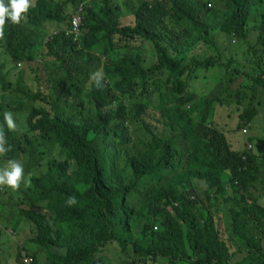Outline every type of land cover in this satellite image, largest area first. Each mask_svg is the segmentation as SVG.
I'll use <instances>...</instances> for the list:
<instances>
[{
	"label": "trees",
	"instance_id": "16d2710c",
	"mask_svg": "<svg viewBox=\"0 0 264 264\" xmlns=\"http://www.w3.org/2000/svg\"><path fill=\"white\" fill-rule=\"evenodd\" d=\"M78 2L65 0L61 4L36 0L29 11L22 14L19 24L8 19L4 37L0 39V57L5 49L12 62L25 64V53H33L36 48L31 39L32 30L48 22H69L68 9ZM220 2L223 6L212 10L195 0H138L132 4L134 24L125 27L114 24L116 10L109 0H97L94 6L86 7L83 34L78 41L66 36L62 29L46 46L51 69L48 73L52 76L49 88L57 102L78 99L79 82L87 75L88 63L94 57L104 59V78L87 94L93 109L81 121L75 116L64 119L57 103H52L45 92L38 91L29 97L31 102L51 105L53 114L46 109L34 110L27 122V131L53 143L73 166L70 172L53 164L44 176L31 180L38 194L36 202L45 203L54 213L53 222L40 212H20L36 230L33 243L37 255H44V264H103V259L95 255L109 243L118 244L122 253L137 259L138 264L163 261L166 264H264L262 240L251 234L246 221L256 226L264 238V219L258 218L259 212L264 214L261 210L264 208L252 194V191L258 193L255 183L259 181L264 156L245 152L249 155L244 160L242 152L232 151L227 140L209 126L216 108L223 105L221 99L204 100L195 94H186L189 85L186 74L193 77L198 70L210 68L219 73L232 71L236 58L233 54L225 55L231 52L230 47L222 46L217 36L223 35L220 36L223 44L230 36L246 42V29L255 17L251 16V9L264 4V0ZM5 4L8 5V0ZM124 4L129 7V0ZM178 38L180 44L173 45V40ZM122 39L126 44L119 46ZM131 40H139L145 48L151 42L166 41L175 50L170 60L165 59L160 48L157 55L162 54L159 67L165 66L172 74L168 83L172 84L170 92L174 98L167 100L165 106L171 128H182L190 137L188 173L192 174L194 183H178L176 194L172 183L168 182L152 190L156 201L147 197L135 207L128 205L127 198L141 181V174L134 172L129 185L118 186L115 182L123 180L124 173L114 161L106 172L102 145L112 139L118 142L120 128L130 124L134 130L153 139L149 147L157 155L155 170L173 165L176 136L169 128L155 130L140 117L142 112L130 110L117 96L143 73L141 52L130 46ZM210 47L215 51L211 59L197 62L192 57L200 48L212 51ZM236 74L238 72L233 71V75ZM263 75L256 78V83L262 81ZM0 83L3 91L9 90L5 75L0 74ZM18 107L22 110L26 104L18 103ZM15 108L8 107L11 111ZM254 116L255 111L246 110L240 118V126L250 123ZM0 130L5 133L6 146H11L3 160L17 159L22 145L17 132L9 131L2 118ZM165 132H169V137L163 136ZM209 178L217 181L209 182ZM227 184L232 189L230 194L226 191ZM196 187L205 190L216 187L219 195L227 196L226 202L238 205L247 204L245 194L253 197V204L230 212L231 234L237 244L235 251L221 239L214 227L215 220L190 196ZM70 197H75V204L67 203ZM155 219L157 225L150 226ZM239 255H245L244 259L238 261Z\"/></svg>",
	"mask_w": 264,
	"mask_h": 264
},
{
	"label": "rangeland",
	"instance_id": "374dc122",
	"mask_svg": "<svg viewBox=\"0 0 264 264\" xmlns=\"http://www.w3.org/2000/svg\"><path fill=\"white\" fill-rule=\"evenodd\" d=\"M35 1L30 0L31 7ZM49 1L61 4L65 2V0ZM102 1L104 2L105 0ZM195 1L207 4L208 8L212 10H217L223 6L220 0ZM81 2L79 0L75 6L69 7V18L73 16ZM124 2L126 0H113V7L116 10L114 14L117 13V15L113 14L114 24L125 27L133 26V9L131 7L128 8ZM137 2L138 0L129 1L130 4ZM252 10L253 16H255L254 19H257L259 23L263 22L264 4L257 5ZM67 22L64 24L49 22L41 28L32 30V38L38 46V51L25 54L24 60L26 62L22 69H18V62H12L9 59L5 49H2L4 55L0 57V74L5 75L6 82L9 83V90L6 92L2 90L0 83V118L5 123L4 113L11 112L13 114L16 124L15 131L22 142L16 160L22 164L24 176L26 179L30 177V181L44 176L53 164L61 165L70 172L73 170V166L66 162L63 153L53 143H49L39 136L35 137L31 132L27 131V122L34 110L39 112L42 109H46L53 114L51 105L41 101L31 102L29 97L34 96L38 91L45 92L50 95L52 103H57L59 113L64 119H73L71 117L75 116L77 121H81L86 119L93 109L87 94L95 83L100 82L104 78V59L94 57L88 63L87 75L82 77L81 82H79L81 91L78 94V99L57 102L56 97L49 88L52 76L48 73L51 69L48 67L49 59L46 58V49L44 48L41 54L39 52L46 36L54 31L64 29ZM253 26L254 24H252ZM220 36L223 35L217 36L220 44L222 46L225 45L227 48L230 47L231 50V52H225V55L235 54L236 56V63L232 67V71L219 73L216 69L210 68L208 70H198L193 77L186 74L189 80L186 94H195L199 99L204 100L221 99L223 105L216 108L214 118L209 126L229 141L230 145L246 144L249 140L253 144V154H255V149L262 148L258 155L264 156V81L256 83V78L264 74V68L263 70L260 69L261 65L264 67V61H260L259 55L260 51L264 50V36L259 38L250 27L246 29V42L235 40L234 37L232 39L228 37V42L223 44V37ZM180 41L181 39L179 38L175 39L172 44L178 45ZM258 43L261 47L259 50L256 49L258 47L256 44L258 45ZM124 44H126V40L122 39L119 46ZM130 46L141 52L143 63L141 71L143 73L133 81L130 88L117 96L130 110L142 112L140 117L145 118L146 122L151 124L155 130L161 131L164 128H169L173 135L176 136L173 165L155 170H153V166L157 162V155L149 147L153 139L145 136L140 131L134 130V127L130 124H125L123 128H120L118 134L121 138H119L118 142L112 139L102 145L101 151L105 157L106 172L108 173L109 164L114 161L124 173L123 180L115 182L118 186L129 185L134 172L141 174V181L127 198L128 205L135 207L139 206L147 197H150L152 201H156L157 197L152 190L154 188H162L168 182L172 183L176 194L178 183H184V181L194 183L192 174L188 173L190 172L188 171L189 151L191 149L190 137L183 133L182 128H171L166 106L159 105V102H161L160 95L168 101L174 97L170 92L172 84L168 83V80L172 78V74L165 66L159 67L162 54L159 53V56L157 55V48L162 50L166 60H170L175 56L173 53L175 50L166 41H154L149 44L148 48H145L139 40H131ZM211 50L200 48L193 53L192 57L197 62L211 59L215 56V51L212 48ZM253 58L258 64L253 62ZM153 65H156V67L152 70L151 67ZM233 71L238 72V74L233 75ZM18 103H24L26 107L18 110ZM9 106H15L16 108L11 111L8 109ZM253 106H258L260 111L251 120L254 127L250 137L242 136L240 131L243 127L240 126V118L246 110L253 111ZM169 135V132H165L163 136L169 137ZM177 145L182 148L179 149ZM7 162L3 160V155H0V168L6 167ZM260 164L263 166V170L264 159ZM258 178L259 181L255 183L258 193L254 194L255 191H252V194L258 197L257 204L264 208V171H261ZM214 181L217 180L209 178V182ZM115 183L112 182L111 184ZM226 188V191L230 194L232 191L231 187L227 184ZM249 195H244V201L247 204L238 205L234 202H226L227 196L222 197L219 195L216 187L207 190H201L196 187L194 192H190V196L196 198L195 202L206 212L207 216L209 213V216L215 220L214 227L219 232L221 239L227 243L232 251L236 250L237 244L231 234L230 212L232 209L241 211L245 205L253 204V197ZM35 199L36 195L32 191L31 182L28 186H25L22 182L17 190H13L7 185L0 186V264H22L20 252L31 254L34 264L44 263V255L39 253V256L37 255L36 246L33 243L36 234L35 228L29 223L20 222L22 220L19 217V211L26 209L41 212L47 218H51V222L54 221L53 212L47 209L45 203H38ZM258 218L263 220L264 214L259 212ZM246 221L251 234L256 239L262 240L264 247V238L260 230L247 219ZM157 223V219L152 220L150 226L153 227ZM95 257L102 258L103 264H138L137 259L123 254L120 246L116 243L107 244ZM244 257L245 255H239L237 260L241 261ZM160 264H166V262L163 261Z\"/></svg>",
	"mask_w": 264,
	"mask_h": 264
},
{
	"label": "clouds",
	"instance_id": "9594fccd",
	"mask_svg": "<svg viewBox=\"0 0 264 264\" xmlns=\"http://www.w3.org/2000/svg\"><path fill=\"white\" fill-rule=\"evenodd\" d=\"M96 2L97 1H94V0H84L77 6V8L75 10V13L69 19L68 24L63 29V31H65V33H66V36L73 37V39L75 41L79 40V38L83 34L82 27L84 25L83 20H84V16H85L86 7L88 5L94 6V4ZM109 2H110V4L112 6L114 5L113 0H109ZM30 7H31L30 0H8V5L5 4V0H0V39H3V37H4V26L6 24V21L8 19H10L13 24H19L21 19H22V14L27 13L29 11ZM81 7H82V12H81L80 33H79L78 37H75L74 34L69 33V31H70V29L72 27L73 18L77 15V13L79 12V9ZM129 7L132 8V4H130ZM115 14L117 15V13H115ZM251 16H253V10L252 9H251ZM263 22H264V19H263ZM263 22L259 23L257 19L256 20L252 19V21L249 24V27L254 31L255 34L258 35L259 38L264 36V35L262 36L263 30H264ZM48 23H45V24H48ZM252 24H254L253 27H252ZM58 32L59 31H54V32H52V33H50V34H48L46 36V38H45V40L43 42V45H42V47L40 49L39 54L42 53V50L44 48L46 49V45L51 43L53 38L58 35ZM230 38L232 39L231 36H230ZM31 39H32L33 43L36 45L35 51H38V46L34 42V40L32 38V32H31ZM238 41H240V40H238ZM256 46H258V47H256L257 50H259V48H261L259 46V43H258V45L256 44ZM26 53H29V52H26ZM259 55H260V61H264V50L263 49H262V51H260ZM234 56H235V54H234ZM39 57H40V55H39ZM235 58H236V56H235ZM253 62L255 64H258L255 59L253 60ZM23 65H24V63L18 61V63H17L18 69H22ZM261 67H262V65H261ZM262 81H264V77L262 78ZM159 98H161V102H159L160 103L159 105H164L165 106L167 104V100L165 99V97L160 95ZM188 108H190V106H188ZM253 111H255V114H257L260 111V109H259L258 106H253ZM4 120H5V123L7 124L8 130L11 131V132H14L16 130V124H15L14 119H13V114L11 112H5L4 113ZM248 125H250V127L248 129V133L247 134H243L242 130L244 128H246ZM253 127H254V125H253L252 121L250 123H247L245 126H243L242 130L240 131L241 135L250 137ZM16 135H17V133H16ZM227 142L229 143V141H227ZM6 145H7V140H6L5 133L3 132V130H0V155H3V158L9 151H11V146L10 145L6 146ZM229 145H230V143H229ZM230 147H231L232 151L242 152L243 155H244L243 156L244 160H246V157L249 154L256 155V156L258 155V153L253 154V144L249 140H248V144L247 145L244 144L243 150H234L231 145H230ZM245 152H247L249 154H245ZM258 156H260V155H258ZM4 161H8V162H7V166L6 167L0 168V186L7 185L8 187L12 188L13 190H17L21 186L22 182L25 184V186H28L30 184V182H31L30 181V177L27 178V179L25 178V176H24V168H23L22 164L19 161H17L16 159H10V160L9 159H4ZM261 167L263 168V166H261ZM196 185H199L197 181H196ZM201 190H203V189H201ZM32 191L36 195V198H37L38 194L35 192V189H34L33 185H32ZM257 191H258V189H257ZM254 198L257 200L258 197L254 196ZM192 199H195V197H192ZM38 203H43V202H38ZM67 203L69 205L75 204L76 203L75 197H70L69 200L67 201ZM22 210H26V209H22ZM31 211H33V210H31ZM20 212H21V210L19 211V217L22 220L20 222H23L25 224L29 223L32 227H34L31 222L27 221L26 219H24L21 216ZM35 212H37V211H35ZM47 219L51 220V218H47ZM36 251H37V249H36ZM31 256L32 255L27 253V252H24V253L20 252V260H21L22 264H34L33 256L32 257Z\"/></svg>",
	"mask_w": 264,
	"mask_h": 264
},
{
	"label": "built area",
	"instance_id": "2783aa9c",
	"mask_svg": "<svg viewBox=\"0 0 264 264\" xmlns=\"http://www.w3.org/2000/svg\"><path fill=\"white\" fill-rule=\"evenodd\" d=\"M81 12H82V7L79 9V12L77 13V15L73 18L72 27L69 31V33L74 34L75 37H78L79 33H80ZM249 127H250V125H248L246 128H244L242 130V133L247 134Z\"/></svg>",
	"mask_w": 264,
	"mask_h": 264
},
{
	"label": "crops",
	"instance_id": "0c3cea01",
	"mask_svg": "<svg viewBox=\"0 0 264 264\" xmlns=\"http://www.w3.org/2000/svg\"><path fill=\"white\" fill-rule=\"evenodd\" d=\"M229 140V139H228ZM230 143V142H229ZM244 144L245 143H243V144H239V145H231L232 146V148L234 149V150H243V148H244ZM248 144V141H247V143L245 144V145H247ZM260 149H262V148H258V149H255L254 150V153H258L259 151H260ZM258 156V155H257ZM263 171H264V169H263Z\"/></svg>",
	"mask_w": 264,
	"mask_h": 264
}]
</instances>
